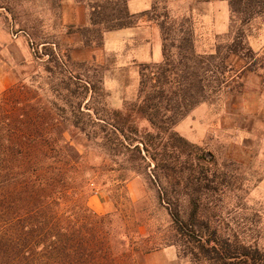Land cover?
Masks as SVG:
<instances>
[{"label": "trees", "instance_id": "1", "mask_svg": "<svg viewBox=\"0 0 264 264\" xmlns=\"http://www.w3.org/2000/svg\"><path fill=\"white\" fill-rule=\"evenodd\" d=\"M126 1L106 31L153 21L163 41L161 61L140 64L134 99L110 106L102 77L74 68L57 43L42 45L41 53L31 43L35 58L50 56L47 91L36 71L0 92V264H146L149 254L171 245L192 264H264V249L213 224L215 207L201 201L218 191L213 160L174 130L193 108L213 101L222 83L234 91L226 76L230 55L255 52L229 26L215 53H198L181 23L173 65L164 41L175 18L163 12L158 22L155 0L150 10L130 14ZM218 55L212 69L204 67ZM245 69L255 68L247 62L238 78ZM134 175L155 190L152 210L130 197ZM97 185L111 192L112 211L89 207Z\"/></svg>", "mask_w": 264, "mask_h": 264}, {"label": "rangeland", "instance_id": "2", "mask_svg": "<svg viewBox=\"0 0 264 264\" xmlns=\"http://www.w3.org/2000/svg\"><path fill=\"white\" fill-rule=\"evenodd\" d=\"M155 1L157 12L161 14L158 22L162 20L163 12L175 18V27L171 26L164 41L173 65L179 59L177 45L181 23L184 28L191 29L198 53H215L216 44L227 40L220 37L226 31L217 33L216 27L212 26L223 18L218 8L211 12L209 8L205 10L202 7L201 11L188 13L187 9L193 3ZM122 7L120 0H0V35L3 34L0 38V60L5 70L12 72V83L19 77L29 82L31 75L38 71L41 73L38 80L47 91L48 73L43 68L44 61L50 56L44 51L42 58H35L31 43L33 47L37 45L39 52L42 45L57 43L61 52L68 49L74 68H83L92 79L102 77V87L109 95L106 100L110 106L119 108L124 99H134L139 88L140 65L136 80L129 82L134 86L132 93H126L121 100H117L103 84V76L111 63L103 52V36L106 29L115 24ZM229 9L228 28L232 26V34L242 31L246 43L256 55L244 56L240 52L230 55L227 63L232 68L226 76H229L228 81L234 91L229 95L222 83V91L214 96L213 101L193 108L174 130L188 143L199 147L197 152L213 160L211 170L215 171L218 191L203 195L201 200L215 207L213 224L227 234L256 243L264 249V0H232ZM160 38L163 43L161 34ZM221 51L219 55L224 52ZM219 55L206 61L204 67L212 69L219 61ZM247 62L257 69L261 78L250 79L245 86L249 70H243L239 78L238 75ZM146 64L153 67L157 63ZM239 80L243 83L241 88L236 87ZM3 89L0 87V92ZM140 125L146 127L147 123L141 121ZM172 142L177 144L176 139ZM172 149L176 150L175 147ZM189 149L193 156L195 149ZM185 157L186 154L183 155ZM127 190L133 200L146 202L152 210L155 190L143 175L131 177ZM110 195L107 187L95 186L88 198L89 207L97 213L112 211L114 206ZM151 220L155 221V217ZM178 253L174 245L161 248L147 256L146 264H192L187 258H179Z\"/></svg>", "mask_w": 264, "mask_h": 264}, {"label": "crops", "instance_id": "3", "mask_svg": "<svg viewBox=\"0 0 264 264\" xmlns=\"http://www.w3.org/2000/svg\"><path fill=\"white\" fill-rule=\"evenodd\" d=\"M182 1L193 3L191 7H188V13L201 11L202 7L205 10L209 8L211 12L218 8L216 10L222 12L223 18H219L215 23H212V26L216 27L217 33L229 30L227 16L230 4L227 0ZM153 3L154 0H127L126 7L130 14H139L150 10ZM1 37H3V34L0 35ZM252 47H254L253 44ZM103 52L111 61L110 67L103 76V84L117 100H121L126 93H132L134 86L129 85V82L136 80L140 64L161 61L163 55L159 29L153 24V21H147L133 26L107 30L103 36ZM257 77L261 78L257 69L249 70L244 84L248 80ZM12 82V72L6 71L0 60V87L6 88ZM262 92L264 94V89Z\"/></svg>", "mask_w": 264, "mask_h": 264}]
</instances>
